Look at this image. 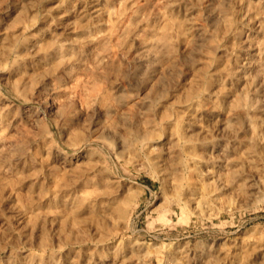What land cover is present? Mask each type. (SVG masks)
<instances>
[{
    "label": "rangeland",
    "instance_id": "1",
    "mask_svg": "<svg viewBox=\"0 0 264 264\" xmlns=\"http://www.w3.org/2000/svg\"><path fill=\"white\" fill-rule=\"evenodd\" d=\"M0 264H264V0H0Z\"/></svg>",
    "mask_w": 264,
    "mask_h": 264
}]
</instances>
